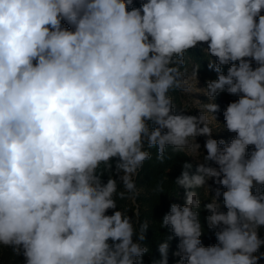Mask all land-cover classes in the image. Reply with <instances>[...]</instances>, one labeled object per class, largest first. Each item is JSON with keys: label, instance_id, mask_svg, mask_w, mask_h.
<instances>
[{"label": "clouds", "instance_id": "clouds-1", "mask_svg": "<svg viewBox=\"0 0 264 264\" xmlns=\"http://www.w3.org/2000/svg\"><path fill=\"white\" fill-rule=\"evenodd\" d=\"M194 49L217 74L204 88ZM176 92L208 102L193 115ZM222 93L237 99L221 125ZM221 130L235 135L213 138ZM152 149L159 163L196 161L173 181L185 202L162 217L171 234L154 264H168L174 238L176 264H260L264 0H0V250L23 264H143L137 177ZM210 180L217 242L205 246Z\"/></svg>", "mask_w": 264, "mask_h": 264}, {"label": "trees", "instance_id": "trees-1", "mask_svg": "<svg viewBox=\"0 0 264 264\" xmlns=\"http://www.w3.org/2000/svg\"><path fill=\"white\" fill-rule=\"evenodd\" d=\"M135 3L137 6H139L140 0H135ZM189 55L192 56L193 63L200 64L198 79H200L206 87V81L210 79H216V72L208 68V58H206L204 53L199 49L191 50ZM211 59L215 60L214 57ZM224 71L226 73L227 66L224 67ZM173 96L178 107H187L189 110H192L190 114H197L196 111L186 102L185 94L176 92L173 93ZM204 98L207 99L206 96ZM235 99H237V97L228 95L227 93H222L217 97L215 102L220 108V111L217 112V114L222 120L221 125L224 122L222 115L223 110L226 108L229 102ZM234 135V133L231 135H224L219 139L223 138L226 141H230ZM151 151L153 154V159L145 163L140 175L137 177V184L141 189L137 200L140 210V220H147L150 225L147 232L145 233V240L142 242L143 245L147 246L149 249V251L142 258L143 264H154V261L160 259L158 244L162 243L164 239L171 233L166 228H160L159 223L162 220V217L170 210L169 208L172 203H179L183 205L185 202V190L183 188H176V185L173 181H175V179L181 174L183 163L188 162L193 164L190 174L195 172L196 167V161L192 157L185 156L183 154H177L171 159L166 158L163 163H159L155 159L156 150L152 149ZM203 152L206 154L205 151ZM160 181L164 182V192L155 194L153 193L152 189ZM209 185L211 186V191L207 199L204 196L203 190H199L201 199V209L199 210L200 221L204 230L201 239L205 246L212 245L217 242L214 231H211L207 228L205 218L207 215H209V213L204 209V204L211 202V197L215 195L216 189L219 186L214 184L211 180L209 181ZM223 191L224 189L220 188L221 196L218 197V202L221 203V210L226 211L222 204ZM118 204L121 208L126 207L130 211L135 210V205H132L127 200L118 201ZM129 214L131 215V213ZM261 235L264 236V229L261 230ZM177 243L178 239L176 238L170 242L168 264H176V261L179 259V257L172 255V253L176 251ZM260 252H264V247L260 249ZM0 264H23V258L14 257L10 249H3L0 250ZM260 264H264V258L261 259Z\"/></svg>", "mask_w": 264, "mask_h": 264}, {"label": "rangeland", "instance_id": "rangeland-1", "mask_svg": "<svg viewBox=\"0 0 264 264\" xmlns=\"http://www.w3.org/2000/svg\"><path fill=\"white\" fill-rule=\"evenodd\" d=\"M198 80H199V83H198L197 87L204 88L205 86H204L203 82L200 79H198ZM204 97L205 96L201 93H192L191 97L186 95V102L198 114V109H195L198 106L195 100H200V101L205 102V103L208 102L207 99H205ZM215 115L217 116L218 121L221 123V121H222L221 118L218 116L217 113ZM231 134L232 133H227L224 130H221L219 132H214L213 138L219 139L220 137H222L224 135H231ZM204 140H205V137H200V138L198 137L197 138V141L201 144V152L205 151V149L203 148Z\"/></svg>", "mask_w": 264, "mask_h": 264}]
</instances>
